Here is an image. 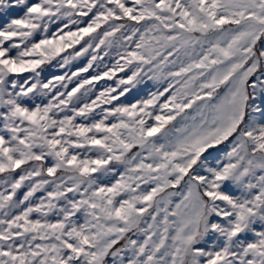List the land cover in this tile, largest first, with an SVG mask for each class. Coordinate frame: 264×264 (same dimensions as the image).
Masks as SVG:
<instances>
[{
	"label": "snow or ice",
	"instance_id": "6c2138e0",
	"mask_svg": "<svg viewBox=\"0 0 264 264\" xmlns=\"http://www.w3.org/2000/svg\"><path fill=\"white\" fill-rule=\"evenodd\" d=\"M0 264H264V0H0Z\"/></svg>",
	"mask_w": 264,
	"mask_h": 264
},
{
	"label": "rangeland",
	"instance_id": "374dc122",
	"mask_svg": "<svg viewBox=\"0 0 264 264\" xmlns=\"http://www.w3.org/2000/svg\"><path fill=\"white\" fill-rule=\"evenodd\" d=\"M101 83H103V82H101Z\"/></svg>",
	"mask_w": 264,
	"mask_h": 264
}]
</instances>
